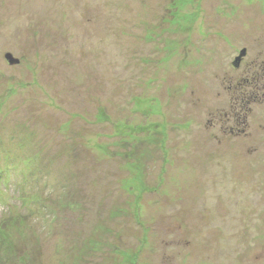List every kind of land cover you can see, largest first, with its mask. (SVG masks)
Here are the masks:
<instances>
[{
  "label": "rangeland",
  "instance_id": "1",
  "mask_svg": "<svg viewBox=\"0 0 264 264\" xmlns=\"http://www.w3.org/2000/svg\"><path fill=\"white\" fill-rule=\"evenodd\" d=\"M0 264H264V0H0Z\"/></svg>",
  "mask_w": 264,
  "mask_h": 264
},
{
  "label": "flooded vegetation",
  "instance_id": "2",
  "mask_svg": "<svg viewBox=\"0 0 264 264\" xmlns=\"http://www.w3.org/2000/svg\"><path fill=\"white\" fill-rule=\"evenodd\" d=\"M256 87H259L260 89L259 90H261V86L260 85H257ZM239 89H241V86H240V88ZM239 89H237V90H235V92H238L239 91ZM245 100H247L248 102H247V104L246 105H249V104H252L253 102H255L256 100H257V97H251V98H249V100L245 97V98H243V100L242 101H244V103H245ZM245 105V106H246ZM239 110V108H237L236 110H234V111H232V113H233V115H234V118H235V121L237 120H240V118H241V114H240V112H237ZM246 121V120H245ZM239 124V126L240 125H242V123H238ZM244 126H246V124H243Z\"/></svg>",
  "mask_w": 264,
  "mask_h": 264
},
{
  "label": "water",
  "instance_id": "3",
  "mask_svg": "<svg viewBox=\"0 0 264 264\" xmlns=\"http://www.w3.org/2000/svg\"><path fill=\"white\" fill-rule=\"evenodd\" d=\"M246 54H247V51H246V50H243V51L240 53V56L237 58L236 63H235V66H236V67L239 66V64H240V62H241V60H242V58H244V57L246 56ZM7 59L10 61V63H13V62H14L13 58L10 57V56H8ZM14 63H15V62H14ZM17 63H18V62H17Z\"/></svg>",
  "mask_w": 264,
  "mask_h": 264
},
{
  "label": "trees",
  "instance_id": "4",
  "mask_svg": "<svg viewBox=\"0 0 264 264\" xmlns=\"http://www.w3.org/2000/svg\"><path fill=\"white\" fill-rule=\"evenodd\" d=\"M24 202L32 203L29 199L28 200L25 199Z\"/></svg>",
  "mask_w": 264,
  "mask_h": 264
}]
</instances>
